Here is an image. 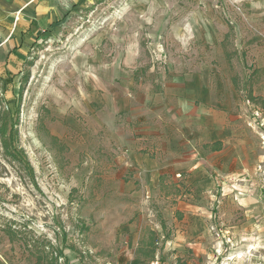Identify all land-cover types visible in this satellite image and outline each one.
<instances>
[{
  "label": "rangeland",
  "instance_id": "374dc122",
  "mask_svg": "<svg viewBox=\"0 0 264 264\" xmlns=\"http://www.w3.org/2000/svg\"><path fill=\"white\" fill-rule=\"evenodd\" d=\"M60 4L0 59V128L23 157L0 137V264H264V0ZM206 117L234 156L212 155L213 192L133 165L189 155Z\"/></svg>",
  "mask_w": 264,
  "mask_h": 264
},
{
  "label": "crops",
  "instance_id": "0c3cea01",
  "mask_svg": "<svg viewBox=\"0 0 264 264\" xmlns=\"http://www.w3.org/2000/svg\"><path fill=\"white\" fill-rule=\"evenodd\" d=\"M60 9H62L60 0H0V59L8 58L9 63L12 64L26 53L27 47L35 38L56 21L54 18ZM228 134L229 131L223 126L212 132L210 119L202 118L201 124L198 123L196 130L191 133L192 143L197 147L189 155L184 156V151L175 150L168 152V155L160 162L157 159H151L148 155L133 153L131 160L135 166L142 167L143 164L147 166L154 184L160 183L162 171L173 170L187 174L188 181H198L199 187L205 193L213 192L217 182L212 172L215 169L212 155L223 157L224 164L232 162L234 157L225 152L227 141L224 143V140ZM215 143H221L217 151L211 149ZM205 146L208 148L206 149ZM175 158L176 162H174ZM238 160L239 156H235L234 163H238ZM261 166L264 167V160L258 168ZM224 176H228L227 171Z\"/></svg>",
  "mask_w": 264,
  "mask_h": 264
},
{
  "label": "trees",
  "instance_id": "16d2710c",
  "mask_svg": "<svg viewBox=\"0 0 264 264\" xmlns=\"http://www.w3.org/2000/svg\"><path fill=\"white\" fill-rule=\"evenodd\" d=\"M255 73V72H254ZM256 73H258V71H256ZM250 98L251 95H250ZM257 98H253V100L255 101ZM7 116V114H3V117ZM2 117V118H3ZM16 131L13 130L12 128L10 130H8V120L7 118L2 120L1 123V128H0V137L2 139V144L3 147L5 149V152L7 154H9L10 156H12L13 158H16L18 160V162H23V157L18 153L17 149H13L12 148V142L14 140V136L16 135ZM221 146V143H215L214 145L211 146L212 150L217 151ZM205 148L207 149L208 146H205ZM163 175H161L160 177V183H163ZM2 231L11 239V240H15V239H19L20 237L24 236L22 235V233L18 230L13 229L12 227H6L4 226L2 228ZM23 243L25 244V242L27 243L26 238H24ZM155 244L156 241L152 240L151 242H149L146 247H149V249L147 251H144V254H148V259H151L152 261L155 260V256H156V248H155ZM41 255L39 258L40 260L43 262H45L46 264H57V258L53 257V254L51 253L50 255H47L46 253L44 254H39Z\"/></svg>",
  "mask_w": 264,
  "mask_h": 264
},
{
  "label": "built area",
  "instance_id": "2783aa9c",
  "mask_svg": "<svg viewBox=\"0 0 264 264\" xmlns=\"http://www.w3.org/2000/svg\"><path fill=\"white\" fill-rule=\"evenodd\" d=\"M263 142H264V137H263Z\"/></svg>",
  "mask_w": 264,
  "mask_h": 264
}]
</instances>
